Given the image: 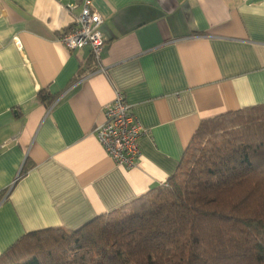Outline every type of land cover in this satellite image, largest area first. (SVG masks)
<instances>
[{"label": "crops", "instance_id": "0c3cea01", "mask_svg": "<svg viewBox=\"0 0 264 264\" xmlns=\"http://www.w3.org/2000/svg\"><path fill=\"white\" fill-rule=\"evenodd\" d=\"M91 1L102 72L57 40L82 0H0V256L127 209L167 184L203 121L264 104V0ZM115 93L142 129L132 169L93 135Z\"/></svg>", "mask_w": 264, "mask_h": 264}, {"label": "trees", "instance_id": "16d2710c", "mask_svg": "<svg viewBox=\"0 0 264 264\" xmlns=\"http://www.w3.org/2000/svg\"><path fill=\"white\" fill-rule=\"evenodd\" d=\"M0 264H264V104L203 121L165 186L77 230L27 233Z\"/></svg>", "mask_w": 264, "mask_h": 264}, {"label": "built area", "instance_id": "2783aa9c", "mask_svg": "<svg viewBox=\"0 0 264 264\" xmlns=\"http://www.w3.org/2000/svg\"><path fill=\"white\" fill-rule=\"evenodd\" d=\"M73 9L75 7H68L69 11ZM102 25L103 19L92 1L82 0L73 28L60 33L57 40L69 51L89 48L97 70L102 72L101 57L105 48ZM102 114L104 123L93 130L94 137L116 166L134 168L140 157L138 140L142 129L124 95L115 93L112 102L103 107Z\"/></svg>", "mask_w": 264, "mask_h": 264}]
</instances>
